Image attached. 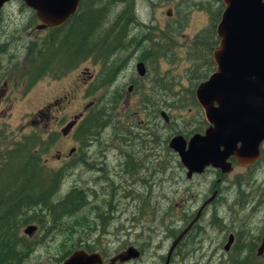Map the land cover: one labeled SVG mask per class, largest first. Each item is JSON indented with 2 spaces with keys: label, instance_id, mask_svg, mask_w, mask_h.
Here are the masks:
<instances>
[{
  "label": "rangeland",
  "instance_id": "1",
  "mask_svg": "<svg viewBox=\"0 0 264 264\" xmlns=\"http://www.w3.org/2000/svg\"><path fill=\"white\" fill-rule=\"evenodd\" d=\"M131 1L135 22L128 27L127 46L116 54L122 69L113 84L100 88H94L100 67L88 59L56 78L42 76L25 90V83L19 80L18 74L25 60L26 43L43 35L44 31L35 30L38 21L20 0H9L2 6L0 151L22 134L32 129L40 131L47 143L42 154L46 168L60 169L62 173L58 193L62 195L75 185L88 194L86 212L92 204L99 205L98 214L105 212L102 213L103 231L96 233L87 228L92 236L90 241L98 236L94 246L102 248L105 254L124 250L127 244H132L140 250L138 264L241 262L246 249L240 254L238 246L248 241V235L250 239L251 234H256L264 220V200L250 198L264 196V158L252 169L249 180L234 182L232 173L225 177L217 201L205 204L197 221L200 226L179 245H174L172 255L166 260L171 242L211 195L215 180L211 170L185 179L182 164L177 153L168 146V139L178 132L187 134L200 118L199 106L187 100L188 90L193 91L209 72L210 53L202 54L205 58L188 57L187 45L192 39L196 41L204 28L211 26L210 19L204 25L209 15L201 11L197 3L214 8L221 2ZM125 5L126 2L121 1L113 3L109 19ZM207 50L210 52L209 48ZM142 55L146 60L141 59ZM138 61L144 65L142 77L134 67ZM166 82L171 89H167ZM129 84L136 85L127 90ZM150 91L156 93L154 99L161 105L156 116L151 112V105L145 112L146 105L141 106V97ZM116 97L114 107L118 119L112 118L102 134L87 146L79 148L73 140L74 127L68 129L67 135H62L63 127L79 112H83L80 116L84 117L94 107L110 108ZM174 99L186 105L175 109L162 106L163 102L169 104ZM137 109L142 112L136 111L133 116L131 113ZM161 112L168 118L167 123L159 115ZM71 148L75 149L76 156L81 151L89 156L88 162L70 160L67 153ZM70 153L73 155L72 151ZM125 166L132 170L131 174L123 170ZM138 198L144 201L143 215H139ZM109 217L111 219H107ZM66 228L54 226L52 232L38 228L32 231L37 245L31 254L33 257L24 263L51 264V256L63 254L80 231L87 232L77 228V234ZM228 233L235 235V241L224 250ZM183 237L184 234L179 240Z\"/></svg>",
  "mask_w": 264,
  "mask_h": 264
},
{
  "label": "trees",
  "instance_id": "2",
  "mask_svg": "<svg viewBox=\"0 0 264 264\" xmlns=\"http://www.w3.org/2000/svg\"><path fill=\"white\" fill-rule=\"evenodd\" d=\"M119 1L126 2L125 7L120 8L109 19L111 5ZM197 7L204 9L209 15L211 26L204 28V31L207 32L206 37L211 39L213 26L222 5L217 3L216 7L208 8L197 3ZM133 22L135 14L131 0H79L76 12L62 25L45 29H36L35 26V30L44 31V34L26 43L25 60L18 74L19 80L25 83L24 89H28L42 76L56 78L88 59L100 67L94 88L113 84L122 69V63L116 54L127 46L125 44L128 40L127 31ZM141 59L146 60L143 55ZM166 86L167 89H171L169 84ZM188 93L189 103L197 106L192 91L188 90ZM155 96L156 93L150 91L144 94L140 101L141 106L146 105L143 107L144 112L147 106L151 105V112L156 116L161 105L154 99ZM117 100V97L113 99L110 108L98 104L100 107H94L84 117L78 119L74 125L72 138L80 145L79 148H84L94 138H98L104 128L111 123L112 118L118 119L114 107ZM163 105L175 109L183 107L186 103L181 104L174 99L169 104L163 102ZM140 109L136 111L142 112ZM39 132L32 129L0 151V264H19L32 254L37 240L35 234L31 236L23 233V228L28 224L43 231L51 230L54 226H64L68 229L73 225L72 231L76 232L77 228L85 229L88 233L76 232L77 237L63 254L84 244H87L88 250H92L94 244L98 242L95 241L98 236L95 235L96 237L90 241L92 236H89L87 228L96 233L98 230L103 231L102 213L105 212L98 214V204H92V208L86 212L88 194L85 190L74 185L62 195L58 193L62 173L60 169L46 168L42 154L47 143ZM74 150L73 148V155L69 153V159H76V162L83 164L88 162L89 156H85L82 151L76 156ZM123 170L128 174L132 172L126 166ZM138 200L141 203L139 215H143L144 201L142 198ZM104 201L105 199L101 200L103 203ZM110 211L108 207V212ZM78 213L80 214L77 215ZM72 217L73 220H67Z\"/></svg>",
  "mask_w": 264,
  "mask_h": 264
},
{
  "label": "water",
  "instance_id": "3",
  "mask_svg": "<svg viewBox=\"0 0 264 264\" xmlns=\"http://www.w3.org/2000/svg\"><path fill=\"white\" fill-rule=\"evenodd\" d=\"M7 1L0 0V9ZM20 1L33 11L38 21L36 29L62 25L79 4V0ZM219 1L222 10L214 27L217 41L211 51L214 70L196 85L193 93L208 126L187 141L180 134L168 139V146L189 172H200L207 165L228 169V156L248 164L259 156L258 144L264 138V0ZM135 69L143 75L141 61ZM76 118L77 115L63 127V134ZM34 229V225L28 224L23 233L30 235ZM185 230L171 242L166 260ZM231 239L229 234L224 249ZM138 254L135 247L127 246L114 259L125 260ZM97 256L96 252L77 249L61 264H92L97 262Z\"/></svg>",
  "mask_w": 264,
  "mask_h": 264
},
{
  "label": "flooded vegetation",
  "instance_id": "4",
  "mask_svg": "<svg viewBox=\"0 0 264 264\" xmlns=\"http://www.w3.org/2000/svg\"><path fill=\"white\" fill-rule=\"evenodd\" d=\"M200 10L206 12L204 9H200ZM165 14L168 15L169 11L167 10L165 12ZM218 19H219V17H218ZM218 19H217V21H218ZM208 22H209V18L207 17L206 23L204 25H207ZM216 22H215V24H216ZM214 27H215V25L213 26V30H212L213 33H212L211 39L206 37V33L207 32L205 30V31L200 33L198 38H196V41H193L194 39H192V40L189 41V43L187 45V56L188 57H195L196 58L197 56L200 55V56H202V58H205L206 56L202 55V54H204L206 52L210 53L209 54V60H208L209 64H210V67H209L210 69H209V72L204 76V79H206L207 76L210 74V72L214 70V63H213L212 58H211L212 48L214 47V45L216 44V41H217V38H216V35H215V31H214ZM210 43H212L211 46H209ZM205 44L207 45L206 47H205ZM208 48L210 49L209 50L210 52H208V50H207ZM136 63H135V65H136ZM141 77H142V75H141ZM203 80H201V81H203ZM166 83L168 85V82H166ZM134 85H136V84H129L127 90H130ZM193 93H194V90L192 91V95H193V99L195 101ZM122 100H124V98H122ZM85 109L86 108L84 107V110ZM82 113L83 112H79L77 114L78 118H80L82 116ZM135 113H136V110L133 111L131 114L134 116V115H136ZM80 114H81V116H80ZM198 114L200 115V118L196 122V127H194L193 129L189 130L187 132V134H184V135L181 134L182 137L186 141L194 133L202 134L204 129L208 126V123L206 122V120L204 118V114H203V111L201 110V108L199 109ZM159 115L162 117V120L165 123L168 122V118L165 115H162L161 113H159ZM74 125L75 124H73L69 129L74 127ZM69 131L70 130H68L66 132V135L69 133ZM62 135H63V133H62ZM258 154H259V156L257 158H254L248 164H240V163L237 162L235 157L228 156L227 159H226V161L230 165V167H228V169H225V168L222 169L221 167H214V166H211V165H207L200 172H195V171L189 172L188 169L185 166L182 165L183 170H184V176H185V179H187V180L191 179V178H194L195 175L203 174L204 172H206L208 170H211L214 173L215 180H214V182L212 184V193H211V195L206 200H204L203 204L200 205L199 208H197V211L195 212L194 216L193 217H189L187 219L186 226L184 227L186 229L184 231V233H183L184 237L181 240H179L178 242H176L175 245H179L181 242H183L187 238V236L194 229H196V228H198L200 226V224L197 223V221L199 220V217L201 216V213H202V210L204 209L205 204L208 201H212V200L217 201L218 196L221 193V188L223 186V182L225 181V177L227 175L232 173V177L234 179V182H240V180H242L244 178H247L248 180L250 179L252 169L253 168L255 169L258 166V164L261 163V160H263V158H264V138L258 144ZM187 172H188V174H187ZM234 173H237V174H234ZM250 198L263 199L264 200V196L263 197L255 196V197H250ZM215 219H216V217H215ZM257 230L258 231H257L256 234H251L250 239H249V235H248V241L244 242L241 246H238V248L240 249V250L238 249L239 253L242 254L244 252V248H245L246 249V254H244L242 256V258L240 260L241 262L237 261V262H234L233 264H264V220H263L262 225ZM231 235H232V239H231L230 243L235 241V235H233L232 233H231ZM129 245L134 246L132 244H127L126 247L129 246ZM233 245L236 246V243L233 244ZM229 246H230V244H229ZM134 247L139 251V254L137 256L129 257V258L125 259V260H119V259H114L115 258V254L120 252V251H122L123 249H119V251L109 255V254L103 253L102 248L96 247V246H93L92 250H88L87 249V244H84V245L79 246V247H77L75 249H72L67 254H60V255L51 256L52 259L50 260V262H51V264H61L65 259L68 258V256L70 255V253L72 251L77 250V249H81V250L85 251L86 253H91V252L98 253V256L96 257L97 258V262L92 263V264H138V261H136V260L140 256V250L138 249V247H136V246H134ZM173 247H175V246H173ZM241 247H242V249H241ZM259 247H260V249H259ZM227 249H224V250H227ZM168 251H169V249H168ZM172 252H173V248H171V250L169 252L167 261L169 259V256L172 255ZM167 254H168V252H167ZM167 254H166V256H167ZM30 257H33V255H30L27 259H25L24 261H21L19 264H25L24 262H26ZM35 257L37 259L40 258V256H35Z\"/></svg>",
  "mask_w": 264,
  "mask_h": 264
}]
</instances>
